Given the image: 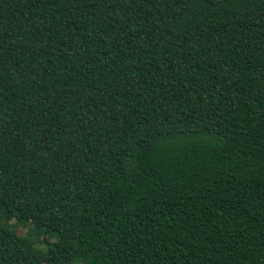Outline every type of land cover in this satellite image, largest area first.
Masks as SVG:
<instances>
[{
	"label": "trees",
	"instance_id": "obj_1",
	"mask_svg": "<svg viewBox=\"0 0 264 264\" xmlns=\"http://www.w3.org/2000/svg\"><path fill=\"white\" fill-rule=\"evenodd\" d=\"M79 263L264 264V0H0V264Z\"/></svg>",
	"mask_w": 264,
	"mask_h": 264
},
{
	"label": "rangeland",
	"instance_id": "obj_2",
	"mask_svg": "<svg viewBox=\"0 0 264 264\" xmlns=\"http://www.w3.org/2000/svg\"><path fill=\"white\" fill-rule=\"evenodd\" d=\"M14 224H15V227H16L17 232H18L19 234H21V233H25V232H27L28 229H29V224H27V223H14ZM9 242H10V241H9ZM9 242H8V244H9ZM38 249L43 250V249H44V246H43V245H39V246H38ZM79 264H81V263H79Z\"/></svg>",
	"mask_w": 264,
	"mask_h": 264
}]
</instances>
